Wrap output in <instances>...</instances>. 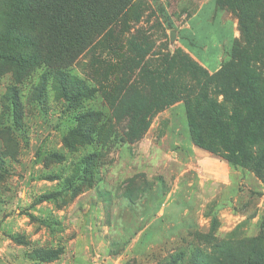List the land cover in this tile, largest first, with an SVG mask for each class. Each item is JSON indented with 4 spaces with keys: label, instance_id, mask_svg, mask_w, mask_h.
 <instances>
[{
    "label": "rangeland",
    "instance_id": "obj_1",
    "mask_svg": "<svg viewBox=\"0 0 264 264\" xmlns=\"http://www.w3.org/2000/svg\"><path fill=\"white\" fill-rule=\"evenodd\" d=\"M135 1L136 6L126 19H121L93 50L82 54L73 64L72 73L98 89L93 100L77 101L78 109L61 97L55 83L56 71L46 65L34 69L18 82L12 73L0 78L1 264H51L58 260L65 264H96L93 260L97 255L101 256L98 262L102 264L104 250L111 242L104 232L103 217L104 210L110 206L109 186L112 184H116L115 196L131 200L147 197L153 190L150 184L153 181L165 190H174L177 182L180 184L177 191L187 192V231L179 232L170 245H161L149 256L129 258L125 264H166L173 255L182 257L179 264H190L191 244L210 252L205 243V233L210 228L218 241L249 240L259 235L264 222V184L252 172L233 169L237 184L233 185V190L223 186L221 195L208 193L206 196L201 192L205 196L200 198L190 194L197 193L196 189L183 188L186 181L199 185L198 174L202 169L197 162H186L180 154L167 155L169 146L176 148L172 138L177 135L190 138L183 103L169 106L151 119L148 116L145 123L149 122L150 126L141 141L120 145L117 140L107 147H99L104 150L101 168L95 176L86 178L92 179L94 185L79 194L94 202L102 213L95 228L89 231L82 230L81 226L73 228L70 211L75 199L70 200L71 193L64 202L62 196L42 199L60 189L66 192L63 180L75 175L74 158L61 163L59 153L66 152L63 137L74 128L73 122L80 114L90 108L112 111L116 106L110 95L116 93L120 97L115 109L121 112L128 105L126 99L120 103L128 83L130 86L133 80L141 82L140 70H156L166 57L187 56L199 66L203 65L193 54L211 59L214 65L220 63L221 57L223 65L229 61L228 55L235 43L241 41L243 0ZM132 59L135 61L130 65ZM136 62L134 69L132 65ZM125 64L130 65L127 73ZM166 68L168 65L164 64L162 69ZM126 94L131 96L129 91ZM154 94V90L147 89L133 103L147 109ZM12 97L20 104L17 101L15 110H12ZM147 135L150 144L163 142L162 150H167H161L160 164L155 169L149 166L152 159L146 157L141 147ZM205 152L217 162H224ZM169 158L175 161L171 163ZM212 167L218 170L217 165ZM168 182L172 184L169 186ZM181 250L184 253H179ZM204 263L212 264L209 260Z\"/></svg>",
    "mask_w": 264,
    "mask_h": 264
},
{
    "label": "trees",
    "instance_id": "obj_2",
    "mask_svg": "<svg viewBox=\"0 0 264 264\" xmlns=\"http://www.w3.org/2000/svg\"><path fill=\"white\" fill-rule=\"evenodd\" d=\"M243 1L241 41L235 43L229 61L218 71L211 74L187 56L166 57L165 70L164 64L156 70L139 69L141 82L133 80L125 91L137 95H121V104L128 100L121 112L115 109L120 97L116 93L110 95L116 106L112 111L90 108L80 114L73 122L74 128L63 137L66 152L59 153L61 163L74 158L75 175L63 180L66 192L60 189L42 199L62 196L64 202L67 194L71 193L73 200L92 188V179L86 178L95 176L101 168L104 150L99 147L117 140L120 145L141 141L150 126L145 123L146 118L151 119L176 103L185 106L187 129L195 146L218 156L232 169L252 172L264 184V0ZM135 3V0H0V78L12 73L18 82L46 65L56 71L55 83L61 97L78 109L77 101L93 100L98 89L74 75L73 64L94 49L121 19L125 20ZM137 64L132 67L135 69ZM130 65L125 64L126 73ZM147 89L155 92L150 106L147 109L135 106V98ZM17 101L19 104V100L11 98L12 110L16 109ZM205 238L210 252L191 244L190 264H205V260L212 264H264V222L259 235L249 240L218 241L211 228ZM181 260L182 257L173 255L166 264H179Z\"/></svg>",
    "mask_w": 264,
    "mask_h": 264
},
{
    "label": "crops",
    "instance_id": "obj_3",
    "mask_svg": "<svg viewBox=\"0 0 264 264\" xmlns=\"http://www.w3.org/2000/svg\"><path fill=\"white\" fill-rule=\"evenodd\" d=\"M193 56L211 73L221 68V57H219L220 63L214 65L211 59H201L195 54ZM148 135L141 147H143L146 157L152 159V164L149 166L151 169H155L160 164V152L163 149V142L159 145L150 144ZM168 135L170 134L168 133ZM187 138L189 141H187ZM172 139L175 141L176 148L171 149L169 146L168 156L171 154L172 156H178L177 154H180L186 162L187 160L188 162H197L202 166L198 174V177L201 178L199 185L192 181H186L183 184L185 190L196 189L197 193L190 192V194H196L197 197L204 198L205 195L201 192L205 193L206 196H208V193H210V196H216L221 195L223 186L231 190L234 189L233 185L237 184L234 170L227 163L217 162L205 150L195 146L187 135H177L176 138ZM162 151L167 152V150ZM169 159L171 163L175 161L172 158ZM213 164L217 165L218 170L213 169ZM187 171L185 169V173ZM111 176L113 175L111 174ZM207 181L211 183H207ZM150 184L153 190L148 196L137 197L134 200L115 196L116 193L113 190L116 184L109 186L110 206L107 210H104L103 218L104 232L109 235L111 242L110 247L104 250L102 264H125L129 258L149 256L154 250H159L161 245H170L179 232L185 233L187 231V212L189 211L187 209V192L181 194L177 191L180 186L177 182L174 190H165L161 188L159 183H154V181ZM166 184L170 186L172 183L168 182ZM118 185H123V182ZM73 202L70 211L73 228L76 229V226L78 228L81 226L82 230L86 231L95 228L97 220L102 216L96 204L94 202L90 203L89 198L86 199L84 196L75 198ZM100 257V255H97L93 261L97 264ZM51 264L65 263L58 260Z\"/></svg>",
    "mask_w": 264,
    "mask_h": 264
}]
</instances>
